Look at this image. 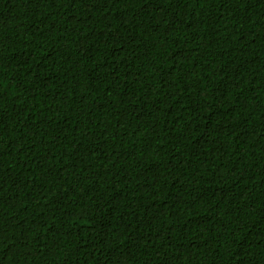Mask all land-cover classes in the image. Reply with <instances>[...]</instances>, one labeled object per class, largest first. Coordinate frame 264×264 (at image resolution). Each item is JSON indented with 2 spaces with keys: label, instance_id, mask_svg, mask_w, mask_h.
<instances>
[{
  "label": "trees",
  "instance_id": "1",
  "mask_svg": "<svg viewBox=\"0 0 264 264\" xmlns=\"http://www.w3.org/2000/svg\"><path fill=\"white\" fill-rule=\"evenodd\" d=\"M0 264H264V0H0Z\"/></svg>",
  "mask_w": 264,
  "mask_h": 264
}]
</instances>
